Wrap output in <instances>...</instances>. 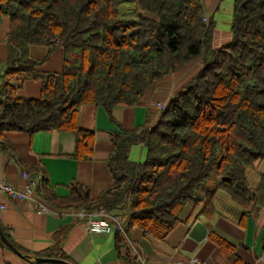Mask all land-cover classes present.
I'll use <instances>...</instances> for the list:
<instances>
[{
    "label": "trees",
    "instance_id": "16d2710c",
    "mask_svg": "<svg viewBox=\"0 0 264 264\" xmlns=\"http://www.w3.org/2000/svg\"><path fill=\"white\" fill-rule=\"evenodd\" d=\"M137 4L139 18L122 20V0H0V24L10 18L4 38L8 57L0 60V143L10 150L8 132H70L74 158L91 159L96 133L80 124L84 106L101 105L109 112L133 106L166 76L201 61L200 71L161 109L153 126L111 133L110 189L93 198L74 181L69 196L59 198L41 175L38 193L89 213L102 208L112 216L125 208L126 229L139 226L164 238L188 203L216 208L222 192L242 209L244 227L264 189V174L256 185L252 179L264 161V0H234L232 39L220 47L214 46L215 22L203 0ZM32 45L63 47V70H39L40 61L29 54ZM27 80L41 81L40 97L20 96ZM136 144L147 148L144 162L130 160ZM212 174L214 185L208 184ZM2 229L32 264H75L60 246L25 251ZM121 242L119 230L118 247ZM0 244L7 246L1 237ZM39 257L64 263H35ZM238 263L235 257L233 264Z\"/></svg>",
    "mask_w": 264,
    "mask_h": 264
},
{
    "label": "crops",
    "instance_id": "0c3cea01",
    "mask_svg": "<svg viewBox=\"0 0 264 264\" xmlns=\"http://www.w3.org/2000/svg\"><path fill=\"white\" fill-rule=\"evenodd\" d=\"M203 1L211 14L221 0ZM9 31L10 18L7 16L0 24L2 61L8 57V44L4 38ZM222 45L214 44L215 47ZM29 54L40 61L38 69L41 71L61 72L64 68L66 53L63 47L32 45ZM201 68V61H194L166 76L130 107H118L109 112L101 105L84 106L80 124L96 133L95 154L88 160L74 158L76 139L70 132H8L6 139L10 150L0 143V180L24 192L27 184L24 173L36 171L32 177H47L52 192L59 198L69 196L74 181L89 188L93 198L99 197L114 184L108 166L113 147L111 133L153 126L162 112L158 104L168 105ZM41 92V81L27 80L19 94L38 98ZM134 146L137 144L131 148L130 160L144 162L146 146ZM260 174H264V161L257 164L252 173L253 184L258 183ZM40 197L47 209L43 213L32 199L18 200L0 192V204L5 205L0 209V227L5 228L15 244L32 254L60 246L75 264H194V259L200 264H233L235 257L239 259L238 264H264V189L258 194L244 227L239 224L242 209L224 193L218 192L216 208L206 202L188 203L180 221L164 238L134 226L125 234L121 232L120 247L117 245L119 227L115 226L110 234L90 232L87 221L81 217V209H66ZM125 210H118V214L123 216L126 226ZM213 236L224 240L227 246L222 247ZM0 264L32 263L0 244Z\"/></svg>",
    "mask_w": 264,
    "mask_h": 264
},
{
    "label": "built area",
    "instance_id": "2783aa9c",
    "mask_svg": "<svg viewBox=\"0 0 264 264\" xmlns=\"http://www.w3.org/2000/svg\"><path fill=\"white\" fill-rule=\"evenodd\" d=\"M158 105L161 109L165 108V105L161 103ZM24 177L27 179L26 189L24 192L17 190L10 184L4 183L2 180H0V192L8 193L13 198L18 200L32 199L38 203L40 213L47 211L45 202L41 199L40 195L36 193L41 175L38 178H34L29 176L27 173H24ZM4 208L5 205L0 204V209ZM81 217L87 221V228L90 232L110 234L113 232L115 226L119 227L123 234H125L127 230L126 226L123 224V216L121 214L110 216L102 208L94 211L93 213H89L85 209H81ZM194 264H200L199 260L195 259Z\"/></svg>",
    "mask_w": 264,
    "mask_h": 264
},
{
    "label": "rangeland",
    "instance_id": "374dc122",
    "mask_svg": "<svg viewBox=\"0 0 264 264\" xmlns=\"http://www.w3.org/2000/svg\"><path fill=\"white\" fill-rule=\"evenodd\" d=\"M233 13L234 0H221L218 8L210 14L211 19L215 22V32L213 38L214 44H226L232 38L231 23L233 19ZM140 14L141 10L139 9L137 0H122L120 16L122 20L137 19L139 18ZM1 73H3V71H1ZM0 81H4V78H0ZM134 147L141 146H138L137 144V146ZM145 160L146 158L143 159V161ZM216 182L217 178L215 174H212L208 180V184L214 185Z\"/></svg>",
    "mask_w": 264,
    "mask_h": 264
},
{
    "label": "water",
    "instance_id": "95a60500",
    "mask_svg": "<svg viewBox=\"0 0 264 264\" xmlns=\"http://www.w3.org/2000/svg\"><path fill=\"white\" fill-rule=\"evenodd\" d=\"M0 236L3 240V242L10 247L14 252L21 254V252L14 246V244L7 238V236L5 235L2 227H0ZM57 262H62L61 260H57V259H50V258H43V257H39L35 259V263H57ZM66 263V262H65ZM68 264V263H67Z\"/></svg>",
    "mask_w": 264,
    "mask_h": 264
},
{
    "label": "bare ground",
    "instance_id": "6f19581e",
    "mask_svg": "<svg viewBox=\"0 0 264 264\" xmlns=\"http://www.w3.org/2000/svg\"><path fill=\"white\" fill-rule=\"evenodd\" d=\"M195 260V259H194ZM194 260H193V263H194Z\"/></svg>",
    "mask_w": 264,
    "mask_h": 264
}]
</instances>
